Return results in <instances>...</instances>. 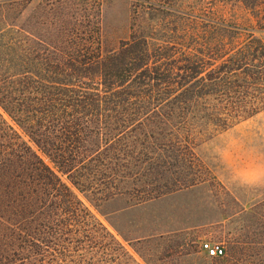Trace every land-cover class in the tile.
<instances>
[{
    "label": "rangeland",
    "instance_id": "374dc122",
    "mask_svg": "<svg viewBox=\"0 0 264 264\" xmlns=\"http://www.w3.org/2000/svg\"><path fill=\"white\" fill-rule=\"evenodd\" d=\"M0 3V87H23L20 80L28 70L33 87H60L57 63L67 54L78 50L95 57L116 53L123 43L144 41L151 65L167 69L166 64H174L169 68L171 87L176 86V63L184 57L199 58L203 76L217 75L220 66L236 62L219 77L238 79L240 100L259 108L238 121L227 118L224 125L195 114L182 121L176 117V98L164 102L174 132L161 141L176 144L179 139L189 145L192 155L183 159L190 164L185 170L176 168V175L196 182L142 201L136 192L100 201L92 209L95 217L130 257L98 228L90 244L91 260L83 252L82 259L66 257L62 264H264V0ZM82 44L87 51L79 50ZM255 53L260 58H253ZM11 57L15 59L9 62ZM249 71L252 76L246 75ZM51 78L55 82L49 83ZM216 100L197 105L214 108ZM0 113L19 131L1 108ZM203 241L221 245L223 254L207 256L200 247Z\"/></svg>",
    "mask_w": 264,
    "mask_h": 264
},
{
    "label": "trees",
    "instance_id": "16d2710c",
    "mask_svg": "<svg viewBox=\"0 0 264 264\" xmlns=\"http://www.w3.org/2000/svg\"><path fill=\"white\" fill-rule=\"evenodd\" d=\"M146 50L144 41L95 57L76 50L57 63L60 87H33L29 70L23 87H0V108L19 130L0 113V264H62L66 257L76 262L83 252L91 260L98 228L130 257L92 209L116 194L136 192L142 201L196 182L176 175V168L190 164L183 159L192 155L189 145L161 141L174 132L163 103L175 97L182 121L195 114L224 125L227 118L238 121L259 110L240 100L238 79L219 77L236 62L203 76L200 59L184 57L171 87L174 64L151 65ZM208 100L218 106L198 107Z\"/></svg>",
    "mask_w": 264,
    "mask_h": 264
},
{
    "label": "built area",
    "instance_id": "2783aa9c",
    "mask_svg": "<svg viewBox=\"0 0 264 264\" xmlns=\"http://www.w3.org/2000/svg\"><path fill=\"white\" fill-rule=\"evenodd\" d=\"M201 249L210 257H218L221 256L224 252V249L219 244H212L207 241H203L200 244Z\"/></svg>",
    "mask_w": 264,
    "mask_h": 264
},
{
    "label": "crops",
    "instance_id": "0c3cea01",
    "mask_svg": "<svg viewBox=\"0 0 264 264\" xmlns=\"http://www.w3.org/2000/svg\"><path fill=\"white\" fill-rule=\"evenodd\" d=\"M174 221H176V225L179 223V217L176 216V218H174Z\"/></svg>",
    "mask_w": 264,
    "mask_h": 264
}]
</instances>
